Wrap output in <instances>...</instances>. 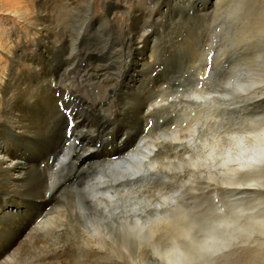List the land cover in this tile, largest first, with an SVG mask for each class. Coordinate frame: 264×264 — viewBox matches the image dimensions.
<instances>
[{
  "label": "bare ground",
  "instance_id": "6f19581e",
  "mask_svg": "<svg viewBox=\"0 0 264 264\" xmlns=\"http://www.w3.org/2000/svg\"><path fill=\"white\" fill-rule=\"evenodd\" d=\"M148 1L145 13L109 2L106 20L97 27L93 16L84 17L87 7L75 5L72 20L82 16L83 22L70 30L64 22L56 24L61 40L48 41L43 57L17 58L26 69L0 83V264H214L227 253L256 252L248 245L254 241L264 245V214L240 209L226 228L219 222L221 228L208 229L206 215L177 198L181 186L197 180L205 192L252 193L264 203V162L247 163L256 143L251 132L183 131L175 122L170 125L172 113L166 109L165 91L181 78L178 66L196 59L189 48L182 50L190 54L179 64L168 54L163 72L161 50L169 53L184 18L202 20L223 0H207L209 7L193 16L183 0H176L181 13L159 10L157 36L147 23L158 20L160 0ZM118 14L126 23H119ZM132 62L136 77L129 80ZM47 66L55 70L58 91L72 110L71 130L99 140L102 148L113 142V151L93 155L92 145L62 140L65 118L41 70ZM81 78L84 84L74 83ZM204 97L184 95L179 102L202 110ZM252 107L264 109V94ZM257 110L263 118L264 110ZM233 135L239 146L230 141ZM42 159L44 169L34 162ZM167 186L174 189L164 190ZM164 238L170 239L166 246L159 244ZM260 254L264 264V251Z\"/></svg>",
  "mask_w": 264,
  "mask_h": 264
},
{
  "label": "rangeland",
  "instance_id": "374dc122",
  "mask_svg": "<svg viewBox=\"0 0 264 264\" xmlns=\"http://www.w3.org/2000/svg\"><path fill=\"white\" fill-rule=\"evenodd\" d=\"M89 1L85 6L86 0H0V83L9 73L26 69L23 67L24 64L20 65L15 62L17 58L26 60L30 56H35L37 59L43 57L47 51L48 41L52 39L61 40L60 32L57 31L60 22H64L63 24L69 30L76 29L77 22H83L84 18L82 16L78 21L72 20L74 19L72 15L75 13V5H82V8L87 7L84 17L90 18L93 16L96 27L104 24L106 20L103 15L104 8L111 1L112 3H122L129 9L135 5L140 9V13H145L150 8L148 0ZM183 2L191 16L195 15V11L200 8L209 7V1L207 0H183ZM175 3L176 0H160L156 7L158 13L155 14V17L161 16L159 10L166 9L169 15L180 14V8L176 7ZM65 4L68 5L66 9L63 8ZM117 16L120 19L119 23H122L124 17L120 14ZM159 18L155 22L150 21L147 23V30L150 32L154 30L156 36L155 30L162 26ZM184 19L183 26L181 25L182 28L174 32L178 35L175 37L176 43L172 47L170 45L169 53L166 50L165 52L161 50L163 55H161L160 70L163 72L165 65L162 64V61L168 54L169 57H173L175 54V63L179 64L183 61L180 60L182 56L185 58L187 54H190L189 52L186 53L187 50L185 52L182 50L189 48L192 49L191 56L196 59L193 65L178 66L177 76H181V78L173 83V88L171 87L165 91L167 94H171L170 97L168 95L169 103L166 105V109L168 108L172 113L170 125L175 122L183 131H202L210 135L250 132L245 129L253 122H264V117H258V113H255L257 109L259 112L264 109L260 107L253 109L255 107H252V101L257 96L264 94V0H223L202 20H197L196 17H186ZM56 24L59 26L56 27ZM64 36L68 38V32ZM166 39V37L162 38L169 45V41L166 42ZM209 57H211V60H209ZM135 65L136 63L132 62L127 76L129 80L132 76L134 79L136 77L134 76ZM41 70H45L56 106L66 120H64L65 127H63L62 140L66 139L67 144L75 141L76 143L92 145L94 147L91 150L93 155L103 153L107 149V151H113L115 143L108 142L107 147L102 148L98 146L97 142L99 140H96V142L92 140L94 138H89L84 133L77 134V130H71V128L74 129L72 122L74 116L70 106L65 103L60 91H58V84L54 77L55 70L48 66L41 68ZM197 74L201 75L200 77L203 79L198 80L195 77ZM84 78L74 81V83L80 86L85 83ZM157 79L154 81H157ZM228 84H232L233 87H227ZM192 94H203L206 97H211L212 100L206 101L207 104L203 106L204 109L202 110L200 108L185 107L179 102V98ZM221 97H228V99H221ZM151 123L152 120H150L149 129L153 126ZM82 132H86L85 129ZM116 135L117 137L120 136L117 133ZM75 159L74 157L73 160ZM91 159L98 160V157L92 156ZM34 162L39 168L44 169L43 166H46L45 159ZM87 162L89 163V160ZM200 184L197 180L186 182L184 186L180 187L177 198L181 201V204L185 203V207H189L193 212H202L204 216L206 215L205 218L207 217L208 220L205 222L207 224L204 225V228L208 226L207 228L211 229L217 226L216 228L219 229L221 227L216 225L219 222H225L222 228H226L227 224L238 219L240 209L246 213L253 212L259 217L264 214L261 211L264 203L258 202L260 198L258 195L248 193V195L238 194L236 195L237 198L236 196L229 197L226 193L205 192L199 188L202 186ZM172 189H174L172 186L164 188L166 191ZM169 240V238H164L159 244L163 245L164 243L163 246H166ZM248 245L255 249L258 248L257 251L254 252L253 249L243 253H227L214 264H246L247 262L260 264L259 260H262V254L260 253L264 251V245L261 246L255 241Z\"/></svg>",
  "mask_w": 264,
  "mask_h": 264
},
{
  "label": "snow or ice",
  "instance_id": "6c2138e0",
  "mask_svg": "<svg viewBox=\"0 0 264 264\" xmlns=\"http://www.w3.org/2000/svg\"><path fill=\"white\" fill-rule=\"evenodd\" d=\"M209 60H211V57H209ZM203 79V78H202ZM227 87L231 88L233 87L232 84H228ZM194 99H200L198 97H194ZM206 101H211V97H204L203 98ZM221 99H228V97H221ZM246 131H250L253 139L256 141V143L251 148V156L249 157L247 163L249 167L253 165H259L262 162H264V122H253L248 128L245 129ZM230 141H232L236 146H239L240 140L237 138V136L233 135L229 137ZM212 153H209L208 158L211 159ZM152 171H155V168L153 166H149ZM167 203V200H166ZM172 203H175L173 200ZM222 211V209H221Z\"/></svg>",
  "mask_w": 264,
  "mask_h": 264
}]
</instances>
